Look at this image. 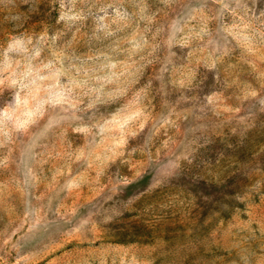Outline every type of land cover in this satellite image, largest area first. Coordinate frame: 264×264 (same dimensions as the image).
I'll list each match as a JSON object with an SVG mask.
<instances>
[{
  "label": "rangeland",
  "instance_id": "obj_1",
  "mask_svg": "<svg viewBox=\"0 0 264 264\" xmlns=\"http://www.w3.org/2000/svg\"><path fill=\"white\" fill-rule=\"evenodd\" d=\"M0 264H264V0H0Z\"/></svg>",
  "mask_w": 264,
  "mask_h": 264
}]
</instances>
